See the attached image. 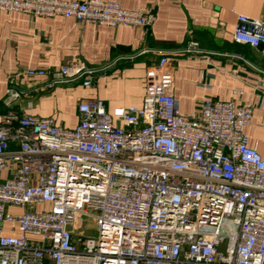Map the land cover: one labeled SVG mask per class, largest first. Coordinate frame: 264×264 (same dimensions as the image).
Returning <instances> with one entry per match:
<instances>
[{"label":"built area","instance_id":"built-area-1","mask_svg":"<svg viewBox=\"0 0 264 264\" xmlns=\"http://www.w3.org/2000/svg\"><path fill=\"white\" fill-rule=\"evenodd\" d=\"M0 12L72 18L79 24L149 26L144 7L106 0H0ZM235 43L264 46V21L237 15ZM185 49H198L190 41ZM83 63L50 85L91 83ZM0 113V264H264V157L247 144L251 106L203 99L182 114L165 55L145 72L140 107H77L72 129L12 109ZM47 206V208H44ZM88 218L95 237L76 234Z\"/></svg>","mask_w":264,"mask_h":264},{"label":"crops","instance_id":"crops-1","mask_svg":"<svg viewBox=\"0 0 264 264\" xmlns=\"http://www.w3.org/2000/svg\"><path fill=\"white\" fill-rule=\"evenodd\" d=\"M84 1V0H77ZM124 9L144 7L154 17L146 27L79 24L72 18L0 12V107L8 78L26 68L42 77H20L12 109L46 118L63 128L78 122L80 101L98 98L107 111L140 107L146 69L163 54L172 74V95L182 114L200 102L232 100L251 106L244 127L249 147L264 157V46L235 43L237 15L264 21V0H106ZM190 41L198 49L187 51ZM83 63L91 83L80 79L50 85L60 67Z\"/></svg>","mask_w":264,"mask_h":264},{"label":"rangeland","instance_id":"rangeland-1","mask_svg":"<svg viewBox=\"0 0 264 264\" xmlns=\"http://www.w3.org/2000/svg\"><path fill=\"white\" fill-rule=\"evenodd\" d=\"M44 208H47V206ZM76 234L95 237L96 232L93 229L92 221L88 218H82V223H80V227L76 230Z\"/></svg>","mask_w":264,"mask_h":264},{"label":"trees","instance_id":"trees-1","mask_svg":"<svg viewBox=\"0 0 264 264\" xmlns=\"http://www.w3.org/2000/svg\"><path fill=\"white\" fill-rule=\"evenodd\" d=\"M6 110V108L4 107V105L2 104V108L0 107V113L4 112Z\"/></svg>","mask_w":264,"mask_h":264}]
</instances>
